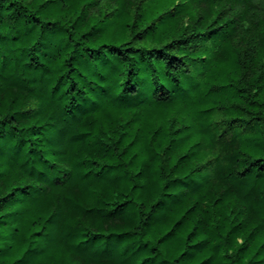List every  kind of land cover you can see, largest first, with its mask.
Here are the masks:
<instances>
[{"label": "trees", "instance_id": "1", "mask_svg": "<svg viewBox=\"0 0 264 264\" xmlns=\"http://www.w3.org/2000/svg\"><path fill=\"white\" fill-rule=\"evenodd\" d=\"M0 264H264V0H0Z\"/></svg>", "mask_w": 264, "mask_h": 264}]
</instances>
